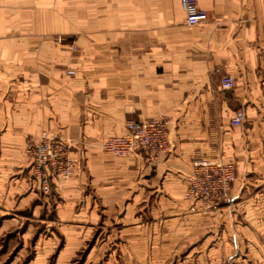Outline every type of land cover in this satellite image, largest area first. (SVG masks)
<instances>
[{
  "label": "crops",
  "instance_id": "crops-1",
  "mask_svg": "<svg viewBox=\"0 0 264 264\" xmlns=\"http://www.w3.org/2000/svg\"><path fill=\"white\" fill-rule=\"evenodd\" d=\"M195 2L207 18L187 26L179 0H0L1 155L22 169L25 138L70 140L76 172L48 194L71 239L116 222L128 257L112 264H264V0ZM159 115L168 154L102 152L126 121ZM192 158L231 165L249 223L184 198Z\"/></svg>",
  "mask_w": 264,
  "mask_h": 264
},
{
  "label": "rangeland",
  "instance_id": "rangeland-1",
  "mask_svg": "<svg viewBox=\"0 0 264 264\" xmlns=\"http://www.w3.org/2000/svg\"><path fill=\"white\" fill-rule=\"evenodd\" d=\"M65 74L72 75L74 72L67 70ZM40 132L49 133L44 129ZM27 139L32 138L24 139L23 155L28 157L25 151ZM68 141L71 148V141ZM102 152L104 153L103 150ZM10 164L11 159L2 157L0 152V264H112L122 263L120 261L128 257L117 248L123 244L122 239L114 238V233H118V225H115L116 222L109 223L104 220L105 216L102 214L95 221L85 225L88 234L71 239L67 228L72 227L59 220L55 214L54 209L60 196L54 195V198L41 192L37 180L32 175L29 157L23 170L11 169ZM37 187L40 193L36 191ZM84 193L87 194L88 190ZM251 193L252 191H248L247 194ZM239 200L231 197L229 202L219 204L226 208L229 228H233L236 223L245 225L251 221L250 217L244 214V207L239 204ZM249 208L251 207L247 206L246 210ZM260 244L264 245L262 237H259ZM72 249L73 253H69ZM169 256L168 262L175 263L181 261L184 254ZM240 257L247 258H244V254ZM244 264L252 263L246 259Z\"/></svg>",
  "mask_w": 264,
  "mask_h": 264
},
{
  "label": "built area",
  "instance_id": "built-area-1",
  "mask_svg": "<svg viewBox=\"0 0 264 264\" xmlns=\"http://www.w3.org/2000/svg\"><path fill=\"white\" fill-rule=\"evenodd\" d=\"M187 26L203 23L206 12L196 5L195 0H179ZM233 87V78L225 75L219 79L220 89ZM243 109L237 108L229 118L232 126L243 121ZM167 119L159 115L140 121H126L121 135L107 137L102 150L108 155L125 157L142 154L148 159H156L171 150L167 136ZM25 151L32 164V175L37 180L43 194L48 193L50 183L60 187L75 173V160L69 156L68 140L40 132L36 139H27ZM235 176L230 164L220 159L192 158L189 173L183 189V196L190 201H198L203 209H214L231 200V185Z\"/></svg>",
  "mask_w": 264,
  "mask_h": 264
}]
</instances>
